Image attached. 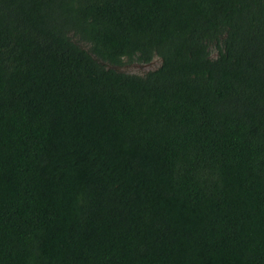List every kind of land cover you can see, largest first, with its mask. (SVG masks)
I'll use <instances>...</instances> for the list:
<instances>
[{"label":"trees","instance_id":"obj_1","mask_svg":"<svg viewBox=\"0 0 264 264\" xmlns=\"http://www.w3.org/2000/svg\"><path fill=\"white\" fill-rule=\"evenodd\" d=\"M0 264H264V0H0Z\"/></svg>","mask_w":264,"mask_h":264},{"label":"rangeland","instance_id":"obj_2","mask_svg":"<svg viewBox=\"0 0 264 264\" xmlns=\"http://www.w3.org/2000/svg\"><path fill=\"white\" fill-rule=\"evenodd\" d=\"M127 71L132 72V73H141L143 72L142 68H138V67H127L126 68Z\"/></svg>","mask_w":264,"mask_h":264},{"label":"flooded vegetation","instance_id":"obj_3","mask_svg":"<svg viewBox=\"0 0 264 264\" xmlns=\"http://www.w3.org/2000/svg\"><path fill=\"white\" fill-rule=\"evenodd\" d=\"M154 62H155V63H154ZM153 63H154V64H153ZM158 63H159L158 60H154V61H152L151 63H149V65L152 64L150 68H154L155 66L158 65ZM129 67H133V66H129ZM134 67H137V66L134 65ZM150 68H148V70H149Z\"/></svg>","mask_w":264,"mask_h":264},{"label":"water","instance_id":"obj_4","mask_svg":"<svg viewBox=\"0 0 264 264\" xmlns=\"http://www.w3.org/2000/svg\"><path fill=\"white\" fill-rule=\"evenodd\" d=\"M154 63H155V62H154ZM154 63H153V64H154ZM151 65H152V64H150V65L148 64V65H144V66H142V67H141V66H137V67H138V68H142L143 70H148V68H150ZM116 69L119 70V68H116ZM120 70H121V69H120Z\"/></svg>","mask_w":264,"mask_h":264}]
</instances>
